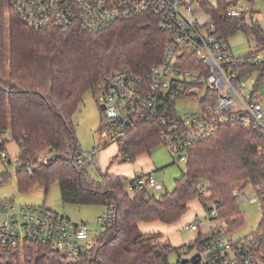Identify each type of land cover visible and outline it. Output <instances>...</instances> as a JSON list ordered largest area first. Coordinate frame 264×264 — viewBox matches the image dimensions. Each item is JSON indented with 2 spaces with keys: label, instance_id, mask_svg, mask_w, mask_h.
<instances>
[{
  "label": "trees",
  "instance_id": "obj_1",
  "mask_svg": "<svg viewBox=\"0 0 264 264\" xmlns=\"http://www.w3.org/2000/svg\"><path fill=\"white\" fill-rule=\"evenodd\" d=\"M220 5L221 9L207 6L219 36L228 42L242 30L264 49L263 29L252 20L224 19V1ZM168 38L152 17L121 21L98 33H86L79 27L35 29L23 21L9 0H0V129L19 147V189L29 191L34 185L48 187L59 182L64 204L114 210V221L102 230L92 254L66 259L39 246L40 254L47 253L45 264H171L172 253L184 249L203 252L208 235L199 233L188 246L174 248L161 242L163 235L144 234L140 228L151 223L177 224L194 200L204 208L217 203L231 227L242 225L233 191L264 180V153L260 150L264 137L239 122L225 124L191 147L186 171L175 181L174 190L159 198L147 190L128 193V180L123 176L106 173L96 182L87 171L90 163L80 168L71 160L82 152L74 117L85 94L92 91L98 101L104 92L103 81L111 72L132 70L148 77L150 69L162 61ZM256 69L264 70V62L235 69L237 80ZM161 134L156 125L140 124L117 143V159L135 163L150 155L162 144ZM48 153L50 163H41L39 157ZM200 182L208 183L206 194L199 193Z\"/></svg>",
  "mask_w": 264,
  "mask_h": 264
},
{
  "label": "built area",
  "instance_id": "obj_2",
  "mask_svg": "<svg viewBox=\"0 0 264 264\" xmlns=\"http://www.w3.org/2000/svg\"><path fill=\"white\" fill-rule=\"evenodd\" d=\"M14 10L35 29H66L79 27L86 33L104 31L121 21L152 17L158 29L168 34L163 59L150 69L148 77L132 70L109 73L104 92L98 103L105 109L101 132L111 143H119L140 124L156 125L162 129L161 143L179 162L187 163L188 151L210 138L220 127L239 122L246 130H258L264 137V106L248 96L244 79H238L235 69L264 62V49L245 59H235L228 43L216 30L214 18L207 10L211 5L221 9L224 19L254 21L256 14L248 0H9ZM210 6V7H211ZM203 18H206L203 21ZM262 53V55L260 54ZM206 87V95L199 103V111L180 116L178 100L197 96ZM202 103L205 107H202ZM8 133L0 129V191L10 178L4 167L9 165ZM9 136V135H8ZM264 153V149H260ZM98 155L79 153L71 160L80 168ZM52 156L41 155V163L49 164ZM30 174L32 167L28 168ZM200 194H206L203 183H197ZM152 174L131 180L130 194L142 191H162ZM238 208L241 204L260 205L263 217L256 232L234 241L230 235L234 227L224 218L215 202L204 213L211 224L210 237L199 264H264V180L256 185L236 187L233 191ZM241 218L243 214L240 210ZM114 210L107 207L105 217L98 219L103 230L112 225ZM187 230L199 231L191 223ZM89 229L83 222H73L42 207H18L0 197V264H45L47 253L40 254L39 246L58 253L66 259L92 254L88 246Z\"/></svg>",
  "mask_w": 264,
  "mask_h": 264
},
{
  "label": "rangeland",
  "instance_id": "obj_3",
  "mask_svg": "<svg viewBox=\"0 0 264 264\" xmlns=\"http://www.w3.org/2000/svg\"><path fill=\"white\" fill-rule=\"evenodd\" d=\"M256 14V22L264 31V0H254L251 4ZM206 18H203L205 21ZM230 52L235 59H245L251 54L257 53L260 49L246 32L240 30L228 38ZM262 55V53L260 52ZM264 60V56L262 55ZM246 83L245 93L260 102L264 106V70L256 69L244 80ZM257 88V90H255ZM206 95V87L200 89L197 96L180 99L176 103V110L180 116L193 115L199 111V103ZM101 106L94 97L92 91L84 96V102L75 114L74 123L76 137L83 153H91L98 150L96 158L88 165L89 176L96 182L102 180L106 173L110 175L123 176L127 178V184L146 174H152L157 182L163 185L162 191H150L151 195L159 198L166 192H172L175 188V181L186 171L187 164L179 162V156L173 155L163 144L153 149L150 155L139 157L135 163H124V158L118 155V146L111 143L105 132H101ZM9 141L7 150L10 157V164L4 167L10 178L2 185L0 197L14 202L18 207L33 206L49 209L73 222H83L89 229L88 246L92 247L96 239L102 233V225L98 219L105 217L107 208L100 205L78 206L64 204L61 199L60 183L54 182L50 186L34 185L29 191H21L18 186L17 171L20 167L18 159L19 147L10 136L6 135ZM208 188V183H203ZM240 210L243 214V223L231 232L230 237L234 241L244 239L251 233L256 232L263 217L260 205L241 204ZM194 223L200 226L199 231L187 230L186 226ZM209 223L204 209L198 200L190 204V210L180 222L171 226H142V232H160L163 235L161 242L171 244L174 248H181L192 243L200 232L206 234L210 231ZM198 252L190 253L186 249L179 253H172L169 257L171 264H177L179 260L190 259Z\"/></svg>",
  "mask_w": 264,
  "mask_h": 264
},
{
  "label": "water",
  "instance_id": "obj_4",
  "mask_svg": "<svg viewBox=\"0 0 264 264\" xmlns=\"http://www.w3.org/2000/svg\"><path fill=\"white\" fill-rule=\"evenodd\" d=\"M101 109H102V111H104L105 107L102 106ZM200 261H201V257H200V254L199 253L195 254L190 259H183V260H181L182 264H187L189 262L192 263V264H199Z\"/></svg>",
  "mask_w": 264,
  "mask_h": 264
},
{
  "label": "crops",
  "instance_id": "obj_5",
  "mask_svg": "<svg viewBox=\"0 0 264 264\" xmlns=\"http://www.w3.org/2000/svg\"><path fill=\"white\" fill-rule=\"evenodd\" d=\"M113 176H116V175H113ZM142 226H153V228H159V226H164V224H161V223H151V224H142L140 225V228H142ZM144 233V232H142ZM144 234H161V235H164L160 232H145Z\"/></svg>",
  "mask_w": 264,
  "mask_h": 264
}]
</instances>
